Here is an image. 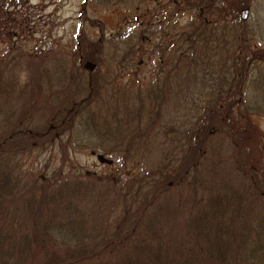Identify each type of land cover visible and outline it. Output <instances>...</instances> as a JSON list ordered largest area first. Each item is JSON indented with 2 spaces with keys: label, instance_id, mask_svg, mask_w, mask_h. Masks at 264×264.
<instances>
[{
  "label": "trees",
  "instance_id": "1",
  "mask_svg": "<svg viewBox=\"0 0 264 264\" xmlns=\"http://www.w3.org/2000/svg\"><path fill=\"white\" fill-rule=\"evenodd\" d=\"M249 3L84 0L66 47L28 0H0V264H264V160L247 185L201 169L227 148L219 133L264 116V44L239 18ZM104 7L124 12L113 29ZM190 72L206 79L176 127L164 103ZM55 151L120 168L24 167Z\"/></svg>",
  "mask_w": 264,
  "mask_h": 264
},
{
  "label": "rangeland",
  "instance_id": "2",
  "mask_svg": "<svg viewBox=\"0 0 264 264\" xmlns=\"http://www.w3.org/2000/svg\"><path fill=\"white\" fill-rule=\"evenodd\" d=\"M28 2L31 6H34L32 7V14L34 15L35 21L38 22L39 18L40 30L45 34L52 31L53 37L51 39H59V43L63 46L67 47L73 44L77 18L84 0H28ZM149 8H153V6L149 4ZM156 9L161 10V5L160 7L157 6ZM93 10H99L98 14L100 15V19L110 29H113V26L118 24L119 21L121 22V16L124 13L121 8L104 7L93 8ZM239 18L245 22V29L250 32L254 47L255 44H264V0H250L249 8L243 10ZM36 30L38 29L36 28ZM7 44V41H0V52L7 48ZM32 45L33 43L30 44V46ZM24 61V70L26 74H29L27 71L28 66L26 65L28 60L24 59ZM149 70H152V66H150ZM149 73L150 71L142 70L140 74L142 82L146 81ZM26 74L24 73V77L22 76V81L24 79L23 82H27L25 90L28 93L31 88L32 78L30 74L29 76ZM203 79L206 78L200 72H190L188 76L181 80L184 82L181 83L180 81L171 84L169 92L167 93L169 97L164 103V110L168 112L166 114V119H169L168 123H176V127H178L182 123L190 121L193 115L191 113L193 112L191 107L198 100L197 94L201 93L204 86L202 83ZM250 121V128L245 131L243 130L245 128L242 127L241 130L232 133L234 136L226 132L218 134L215 141L218 144L220 143V145H225L227 148H223L222 153H219L218 156L215 155L207 158V161L201 168L205 173L215 168L218 170V175H225L227 172L238 183L245 181L243 185L250 184L251 181L249 178L251 175L246 169L250 167V161H254L258 167L264 160V141L262 147L261 139L257 141L256 137V135L260 137V134H264V116H253L250 118ZM241 124L242 126L247 125L244 124V121ZM236 127L238 128L240 125ZM25 158V168L33 171V174L36 173L38 176L44 175L49 178H51L54 172L59 170L61 165L63 166L62 172H66L68 170L67 167H72L74 169H82L86 172H95L100 175L108 174L114 169L120 168V162L118 160L114 159L111 163H105L99 161L96 156L91 155L89 152L83 151L70 152L67 162L59 160L61 156H59V152L57 151L54 153L45 152L38 156L29 155ZM130 168L129 166L128 169ZM246 187L249 191H252L249 189V186ZM187 191L184 190V192ZM176 195L173 194L174 199H177Z\"/></svg>",
  "mask_w": 264,
  "mask_h": 264
}]
</instances>
